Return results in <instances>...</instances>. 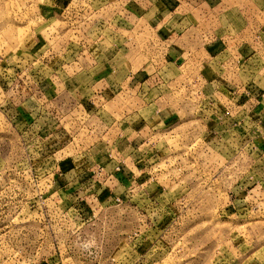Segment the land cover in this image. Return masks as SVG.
<instances>
[{
  "label": "rangeland",
  "instance_id": "1",
  "mask_svg": "<svg viewBox=\"0 0 264 264\" xmlns=\"http://www.w3.org/2000/svg\"><path fill=\"white\" fill-rule=\"evenodd\" d=\"M160 2L0 0V264H264V116L247 104L264 103V0H212L222 59L192 75L167 66L177 109L116 165L136 172L126 188L97 165L115 147L105 120L131 126L115 111H131L126 94L91 112L69 91L59 114L12 122L77 71L119 85L146 68L155 84L166 47L141 25L166 16Z\"/></svg>",
  "mask_w": 264,
  "mask_h": 264
},
{
  "label": "crops",
  "instance_id": "2",
  "mask_svg": "<svg viewBox=\"0 0 264 264\" xmlns=\"http://www.w3.org/2000/svg\"><path fill=\"white\" fill-rule=\"evenodd\" d=\"M162 5H164V7ZM143 6L145 7V11H147L150 5L143 3ZM160 6H162L166 16H163L164 18L162 19L158 18L157 20H151L150 22L144 20L145 23L141 25L143 26L142 29L146 31L151 28V32L155 33L158 36L157 38H159L161 43L165 44L166 47L164 58L166 69L161 68L160 71L156 72L155 78L157 79L155 84L147 78L149 73L146 68L139 70L138 73H132L131 66H129V71L119 85L102 83L103 78L98 79L97 76H93V79L87 75L80 78V74L77 71L74 76L77 79V84L71 89L69 88L71 84L63 85L62 83L60 87H54L55 89H48L42 93L48 95L50 92H57L59 93L58 96L60 99L56 98L57 96L54 98L53 96L55 94L51 96L48 95L47 97L44 95L46 99L42 100V103L38 102L36 104L38 107H36L34 100L31 101L33 98L31 96H26L27 98L25 97L26 101L23 103V106L20 107V105H17V117L12 120V122L16 123V121L22 120L25 125H29L30 122L33 123L32 125H35L36 122L45 121L50 118L53 112L59 114V110H62L60 105H63V96H67L69 91H74L75 98H77L80 103V108L88 109L91 112L97 108V106L104 105L105 100L109 101V97L115 98V96L120 93L126 94L127 98L130 99L129 103L132 106L130 107L131 111L121 105L120 108L115 107V111L118 110L119 112L123 110L125 116L124 121L119 125L129 123L131 126L125 132L119 128L116 129V131H120L118 134L115 130H112V125L117 119V116L113 114L115 117H110L111 120L109 121L108 119L105 120L108 126L106 132L111 134L113 140L115 139V147L113 145L114 149H110L104 154V157L100 158L99 161L101 164L96 163L97 165H103L104 174L108 175L109 178H114V180H111L114 184L117 185L119 180L122 182L124 188L130 185L131 180L134 178V174H136L134 169H130V171L125 169V172L129 174L127 175V173H125L124 177H122V172L116 168V165L121 160H124V162H126L125 164H128V162L130 163L129 159L133 156L132 152L133 150L136 151L134 146L142 139L145 133L149 131L148 125L157 121L159 125L162 123L164 125H171L169 119H171L172 116L166 118L161 116V114L169 109H171L173 114V110L177 109L166 91L169 87H165L168 86L167 84L169 83V80L165 78V76L168 75L167 66L177 68L179 71L185 67L184 70H188L187 75H192L195 73V70L198 71L202 68V66H200L201 64H203V66L204 64L205 66H209L208 61L214 62V58H219L221 60L223 54L222 48L224 45L222 39L217 35L214 37L211 30H209L212 26L209 20V17H211L212 0H169V3H161ZM45 9L50 12L57 10L54 7ZM64 10L65 9L62 11ZM214 45H217L219 49L215 48L210 50V47ZM203 75H205V71ZM178 77H181V75L178 74L172 77L173 80H171V82L174 84L177 83L178 85L180 80ZM26 87L30 88L32 86L27 84ZM26 89L27 88H24L22 92L24 93ZM222 91L223 92H220V94L229 95L228 91ZM216 94L219 93L217 92ZM25 95L31 94L28 92ZM131 100L133 103H131ZM251 102L250 104L247 102L249 106L248 110H251L255 116L259 115L263 117L264 103L260 101ZM176 107H178V105ZM144 110L148 111L146 115L143 113ZM120 142H123V145ZM118 143H120V145ZM97 145L98 144H96V146ZM92 149L93 148H89L87 152ZM128 149L129 151L126 153ZM73 172L74 167H70L66 171V176ZM103 188L105 189V187Z\"/></svg>",
  "mask_w": 264,
  "mask_h": 264
},
{
  "label": "built area",
  "instance_id": "3",
  "mask_svg": "<svg viewBox=\"0 0 264 264\" xmlns=\"http://www.w3.org/2000/svg\"><path fill=\"white\" fill-rule=\"evenodd\" d=\"M16 71H17V70H16ZM5 72H6V70H5ZM14 74L16 75V78H15V80H16V79H18V76H19V74L15 73V72H14ZM14 86H15V88L19 89V87H18V86H19V84H15ZM2 112L4 113V111H3V110H2ZM6 115H7V113H6ZM116 200H117V201H120V198H117Z\"/></svg>",
  "mask_w": 264,
  "mask_h": 264
}]
</instances>
